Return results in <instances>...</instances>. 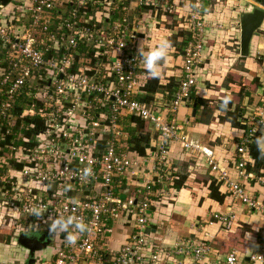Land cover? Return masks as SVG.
<instances>
[{
    "label": "built area",
    "instance_id": "obj_1",
    "mask_svg": "<svg viewBox=\"0 0 264 264\" xmlns=\"http://www.w3.org/2000/svg\"><path fill=\"white\" fill-rule=\"evenodd\" d=\"M192 1L181 24L188 35L181 55L182 77L164 112L155 105L157 101L138 100V71L143 66L134 60V42L151 26L144 7L171 13L173 4L167 0L0 1V48L4 51L0 62V226L8 227L12 244L18 245L21 234L45 235L50 244L42 219L28 214L33 205L42 206L45 217L71 214L89 226L73 245L62 235L52 236L57 238L52 251L34 252L32 264H241L236 250L211 255L208 244L191 238L166 246L150 231L152 208L178 192L169 156L174 142L190 159L202 157L232 203L264 222V195L254 196L241 184L249 178L264 188V177L246 172L251 161L248 144L264 123V61L258 78L260 105L250 123L246 120L251 113L243 116L246 138L225 154L223 164L211 147L191 139L174 119L180 107L193 103L203 64L209 22L202 14L205 0ZM256 6L253 0L236 9L241 15L252 13ZM213 26L225 30L221 23ZM235 29L240 38L239 20ZM239 42L234 44L240 53ZM122 116L137 117L155 133L144 157L129 152ZM26 119L39 122L25 125ZM85 168L91 170L87 178ZM214 217L225 230L231 229L232 214ZM119 223L132 230L114 248L110 244ZM22 249V261L3 264H27L29 252ZM246 258L248 264H264V248Z\"/></svg>",
    "mask_w": 264,
    "mask_h": 264
},
{
    "label": "crops",
    "instance_id": "obj_2",
    "mask_svg": "<svg viewBox=\"0 0 264 264\" xmlns=\"http://www.w3.org/2000/svg\"><path fill=\"white\" fill-rule=\"evenodd\" d=\"M167 1L178 7V14H175L177 16L174 18L176 19L188 13V4L192 0ZM252 1L219 0L217 3L215 0L203 1L202 14L207 15L206 20L209 23L204 41L203 64L194 97L201 98L204 106L199 109H195L194 105L182 106L174 116L176 122L191 139L204 146H212L215 159L222 164L225 154L233 151L235 145L246 138L245 129L234 127L226 116L228 113L245 114L250 111L251 115L246 120L250 123L252 114H255V110L260 105L258 78L264 61V20L260 27L261 34L252 37L246 57L240 55L234 44L239 39V31H236L235 23L239 20L240 11L236 8L238 4H251ZM150 17L151 26L134 42L135 52L142 40H145L147 46H151L161 37L169 39L176 33L174 29H178L177 22L171 23L168 17H158L157 20L156 15ZM157 21L164 24L162 23L160 27ZM216 23H221L225 30L215 28L213 25ZM181 66L182 56L172 47L159 70L161 81L164 83L172 78L173 80L181 79ZM138 74L141 75V72L138 71ZM225 97L228 98V103L225 107H221ZM193 110L195 114L192 117ZM129 117H120L126 131L131 124ZM32 121L39 122L37 119ZM149 129L151 130L150 127ZM262 132H264V123L259 125L253 141ZM152 133L155 134L153 131ZM127 140H129V134H127ZM260 150L264 153V149ZM169 156L175 172L179 176H184L185 182L175 196H170L171 199L168 198L165 202L158 204L157 208H152L153 215L150 222L152 234L166 246H172L175 242L187 237L192 240H209L212 251L227 253L236 250L242 257L241 264H248L246 256L264 248V222L258 215L250 213L240 204L232 203L229 197L225 198L222 204L209 197L207 188L212 178L201 157L188 159L177 142L172 144ZM230 173L233 175L232 170ZM241 182L248 184V190L254 196L264 195V188L255 184L254 179L248 178ZM225 213L232 214L234 217L229 231L221 229L220 223L214 217ZM8 230V227L0 226V236L4 238L0 241H4L0 243V264L22 261L25 253L23 247L9 241ZM131 230L132 226L116 224L111 247H119Z\"/></svg>",
    "mask_w": 264,
    "mask_h": 264
},
{
    "label": "trees",
    "instance_id": "obj_3",
    "mask_svg": "<svg viewBox=\"0 0 264 264\" xmlns=\"http://www.w3.org/2000/svg\"><path fill=\"white\" fill-rule=\"evenodd\" d=\"M1 2L6 1V0H0ZM206 1H211L212 0H205ZM174 5V4H173ZM212 5V3H211ZM189 8H191L192 6V1H189L188 4ZM177 6H175V10L171 13H167V12H162L160 9H154L151 8V6H147L144 7L145 10H148V12L146 13L147 16H155L156 15V20L158 19V17H168V19L174 23L177 22V30L174 29L176 31V33L174 35H171L169 37L171 43H172V47L179 53L182 55V49L184 47V45L186 44L187 41V32L185 30H183L182 27V21L185 18V16L183 15L182 17H176L178 14L177 11ZM141 9H143L141 7ZM189 10V9H188ZM206 10V9H204ZM150 11V12H149ZM160 21V19H159ZM163 23V22H162ZM161 22L157 21V25L160 27L164 24H162ZM156 25V26H157ZM159 27H157L158 29ZM142 35V33L138 34ZM4 57V51L0 48V62L2 61ZM182 68V66H181ZM141 75H140V95L138 96V100L142 103L145 104H151L155 101H157V103L159 104H155L156 106H158V108L160 109V111L164 112L166 109H168L170 102L172 101L175 92L177 90L178 84H179V80H173L169 79L167 81H165L164 83L161 81V77L153 79L149 76H147L145 74L144 69H142L141 71ZM259 83V82H258ZM192 102L191 105H194L193 107L195 109H199V107L204 106L203 101L201 100V98H197V97H192ZM247 110V109H246ZM250 112V111H249ZM248 112V113H249ZM245 114L241 112L239 114L237 113H228V115L226 116V118L228 117L230 122L232 123V125L236 128H242L243 126L241 125V123L244 121L243 116ZM130 127L127 129V131L125 130V132L127 134H129V152L138 158H142L146 155V145H151L152 142L155 141L156 135L152 133V131L149 129V126L145 123H143L140 119H138L135 116H130ZM32 120L26 119L25 121V125H28ZM26 135H28L26 133ZM254 140V139H253ZM212 147V146H211ZM248 156L250 157L251 161L248 162L246 164V172H250L253 175L257 176V177H264V153L261 152L260 149H258L255 141H252L249 145H248ZM188 157V156H187ZM200 158V157H199ZM202 158V157H201ZM188 159H190L188 157ZM203 159V158H202ZM204 161V159H203ZM205 163V162H204ZM196 167L198 166L196 163L194 164ZM206 165V163H205ZM176 176V181H175V189L178 191L179 188H181L182 184L185 182V177L184 176H179L177 173H175ZM209 176L212 178L211 181L208 184V191H209V197L222 204L225 198H228V196L222 191L221 187L214 181L213 177L209 174ZM243 186H245L246 188L248 184H243L241 183ZM165 202V201H163ZM157 224V223H156ZM221 229L225 230L222 226H220ZM225 231H229V230H225ZM190 238V237H187ZM202 241L206 244H208L211 248V243L209 240H199ZM212 252L214 254H218V255H225L226 253H222V252H218V251H212L211 248V255ZM228 253V252H227ZM242 258V257H241Z\"/></svg>",
    "mask_w": 264,
    "mask_h": 264
},
{
    "label": "clouds",
    "instance_id": "obj_4",
    "mask_svg": "<svg viewBox=\"0 0 264 264\" xmlns=\"http://www.w3.org/2000/svg\"><path fill=\"white\" fill-rule=\"evenodd\" d=\"M191 11V8H189ZM172 50V43L167 37H161L158 42L151 46H147L145 40H142L136 49L134 60H138L142 64L145 74L153 79L159 78L160 67L163 61L169 56ZM228 98L225 97L221 102V107H225ZM255 143L258 149H264V132L256 138ZM90 169L85 168L83 177L87 178ZM45 209L39 205H33L28 214L41 220L46 225V230L50 236L62 235L64 241L68 245L76 243L80 234L89 230V226L79 217L74 215H51L44 216ZM231 260V257L229 258Z\"/></svg>",
    "mask_w": 264,
    "mask_h": 264
},
{
    "label": "water",
    "instance_id": "obj_5",
    "mask_svg": "<svg viewBox=\"0 0 264 264\" xmlns=\"http://www.w3.org/2000/svg\"><path fill=\"white\" fill-rule=\"evenodd\" d=\"M257 6L252 13L241 14L239 17L240 27V55L246 57L248 55L249 43L254 36L261 34V25L264 20V0H255ZM195 114L193 110L192 117ZM148 148V145H146ZM18 244L29 252L27 264L33 263V253L42 251L49 244V240L45 235H24L21 234L17 239Z\"/></svg>",
    "mask_w": 264,
    "mask_h": 264
},
{
    "label": "rangeland",
    "instance_id": "obj_6",
    "mask_svg": "<svg viewBox=\"0 0 264 264\" xmlns=\"http://www.w3.org/2000/svg\"><path fill=\"white\" fill-rule=\"evenodd\" d=\"M211 102H212V101H211ZM1 239L4 240V238L0 236V241H1ZM50 240H51V243H50V244L46 247V249H45V253H47V254H49V253L52 251V249H53L52 244H54V242L57 241V238L51 236V237H50ZM3 242H4V241H3ZM3 242H0V243H3Z\"/></svg>",
    "mask_w": 264,
    "mask_h": 264
}]
</instances>
